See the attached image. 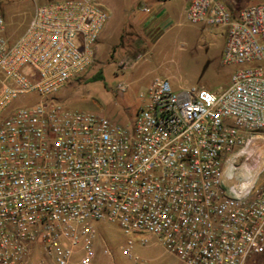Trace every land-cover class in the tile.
Returning a JSON list of instances; mask_svg holds the SVG:
<instances>
[{"label": "built area", "instance_id": "1", "mask_svg": "<svg viewBox=\"0 0 264 264\" xmlns=\"http://www.w3.org/2000/svg\"><path fill=\"white\" fill-rule=\"evenodd\" d=\"M34 3L15 39L0 14V264H102V220L127 235L126 255L154 238L185 264H264L263 169L229 184L264 139V2L233 13L188 0L189 21L226 29L230 85L179 91L155 78L130 125L52 100L93 63L109 12L95 0Z\"/></svg>", "mask_w": 264, "mask_h": 264}, {"label": "rangeland", "instance_id": "2", "mask_svg": "<svg viewBox=\"0 0 264 264\" xmlns=\"http://www.w3.org/2000/svg\"><path fill=\"white\" fill-rule=\"evenodd\" d=\"M43 3L49 0H37ZM109 12L108 24L99 45L95 47L93 63L81 74L73 77L52 100L68 109L89 111L105 115L123 125H130L142 104L141 93L158 77L169 78L176 90L205 88L221 91L228 87L235 65L223 61L226 29L220 26L195 24L186 16L150 25L143 34V5L155 6L153 0H95ZM232 11L240 10L264 0H222ZM174 2V1H172ZM35 9L34 0H0V14L8 22L12 39L24 32ZM145 26V25H144ZM146 29V28H145ZM100 39V38H99ZM126 63V64H125ZM125 64V65H123ZM104 79L92 81L98 72ZM128 85L119 91V83ZM36 100L32 94L21 96L14 102L21 107ZM263 138V137H262ZM234 178L229 184L244 179L248 171L263 169L258 185L264 182V139L255 140L249 152L237 158ZM229 165V161L226 162ZM248 170V171H247ZM95 261L102 264H185L166 250L156 239L142 244L136 241L132 255L124 254L127 235L120 225L108 220L96 221ZM104 248L111 250L104 253Z\"/></svg>", "mask_w": 264, "mask_h": 264}, {"label": "crops", "instance_id": "3", "mask_svg": "<svg viewBox=\"0 0 264 264\" xmlns=\"http://www.w3.org/2000/svg\"><path fill=\"white\" fill-rule=\"evenodd\" d=\"M155 6L151 7V16L144 19V25L141 24L140 28L142 29L143 34L147 33L150 29V25H153L154 23L158 24L159 22L164 21L165 23L171 22L174 18H180L181 16H186L187 7H188V0H153ZM174 1V2H172ZM141 13H144L141 11ZM108 22L106 23L101 36L107 26ZM146 28V29H145ZM101 40H98L96 46L99 45V42Z\"/></svg>", "mask_w": 264, "mask_h": 264}, {"label": "trees", "instance_id": "4", "mask_svg": "<svg viewBox=\"0 0 264 264\" xmlns=\"http://www.w3.org/2000/svg\"><path fill=\"white\" fill-rule=\"evenodd\" d=\"M229 8V7H228ZM230 9V8H229ZM231 10V9H230ZM232 11V10H231ZM233 13H236L234 11H232ZM99 79H104V74L100 71L98 72V74L94 75L92 77V81H96V80H99Z\"/></svg>", "mask_w": 264, "mask_h": 264}]
</instances>
